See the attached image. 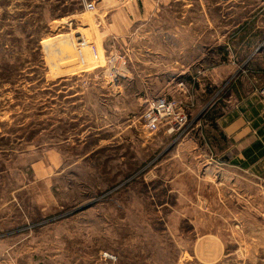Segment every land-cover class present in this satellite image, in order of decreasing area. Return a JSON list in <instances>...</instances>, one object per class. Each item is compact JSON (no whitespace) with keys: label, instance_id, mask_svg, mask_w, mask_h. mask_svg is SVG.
<instances>
[{"label":"rangeland","instance_id":"rangeland-1","mask_svg":"<svg viewBox=\"0 0 264 264\" xmlns=\"http://www.w3.org/2000/svg\"><path fill=\"white\" fill-rule=\"evenodd\" d=\"M233 1L171 0L121 36L101 0H0V264H264V158L215 126L264 117V2ZM66 16L119 57L54 77ZM158 96L178 129L143 124Z\"/></svg>","mask_w":264,"mask_h":264},{"label":"built area","instance_id":"built-area-1","mask_svg":"<svg viewBox=\"0 0 264 264\" xmlns=\"http://www.w3.org/2000/svg\"><path fill=\"white\" fill-rule=\"evenodd\" d=\"M83 7L84 11L92 12L95 10V3L93 1H85ZM71 18L72 16L61 18L55 24L54 29L56 32L47 36L46 39L48 40L46 45H49L50 48H55V52L45 59L47 65L54 66L57 64L60 54L67 56L64 59H70L69 55H72L76 61L73 65L64 66L62 69L57 68L54 77L74 73V70L90 69L94 66H99L98 63L103 61L111 63L115 57H119L116 56L117 53L103 52L104 49L101 44L98 45L87 40L85 34L77 29ZM62 50L65 53H62ZM71 66H74L75 69L68 71ZM185 117L177 101L168 99L165 96L149 99L142 113L143 124L151 129L162 122H169L172 124V129L174 127L178 129L184 123Z\"/></svg>","mask_w":264,"mask_h":264},{"label":"crops","instance_id":"crops-1","mask_svg":"<svg viewBox=\"0 0 264 264\" xmlns=\"http://www.w3.org/2000/svg\"><path fill=\"white\" fill-rule=\"evenodd\" d=\"M101 1L104 2V11H105L104 13L109 11V16L107 18L109 19L108 26H110L111 30H119L121 36L123 35L128 36L131 30L133 29V28L131 29V27L134 21L146 19L147 17L153 15L155 11L159 9V6L161 7L162 5L169 4L171 0H101ZM225 1L226 2L232 1V4H234L233 0H225ZM125 6L127 7L126 9ZM130 15H133V17H135V20H131ZM144 22L143 23L141 22L142 23L141 25H146V23ZM240 24L241 27H239V24L235 26V30L237 29L236 34H239L241 30H245V29L249 30V28H251V30H256L257 28L255 23L254 24L250 23V21H244L241 22ZM184 26L187 27L188 23H185ZM154 77L158 78L160 76L155 75ZM251 102L252 101H249L248 105L246 104L243 107H241L242 105H238V107L236 106V109H233V111H236L235 115L233 112V114L227 119L225 116H221L220 118H218L219 120L218 119L215 120V126L217 127V129H219V132L222 133L221 135L226 136V139L230 138L233 146L237 145V152L235 157H238L241 153V150L239 149L238 145L240 144L241 136L246 135L245 133L252 132L256 135L254 136L255 137L254 139H259V137H257L256 128L252 126L253 122L255 121V114H253V118H252L253 121H247V122L243 121V123H241V116H243L241 112L245 111V109L243 110L241 108H245V106L246 107L248 106L250 109L252 108V110H255L258 113L257 115L261 117L260 114L261 112L257 111V108L254 107V105H252ZM262 107L264 109V104ZM242 127L244 128L247 127V129L243 135H240V131ZM249 144H250L249 142L247 143V145L245 144V147L248 146ZM261 158H264V155L261 156L258 160H260ZM257 161L255 163H257Z\"/></svg>","mask_w":264,"mask_h":264},{"label":"trees","instance_id":"trees-1","mask_svg":"<svg viewBox=\"0 0 264 264\" xmlns=\"http://www.w3.org/2000/svg\"><path fill=\"white\" fill-rule=\"evenodd\" d=\"M253 112L255 114V121L253 122L252 126L256 128L257 137H259V139L252 140L248 146L241 150V153L244 157V165L254 164L261 156L264 155V119L258 116L256 111ZM211 119L214 120L215 118Z\"/></svg>","mask_w":264,"mask_h":264}]
</instances>
